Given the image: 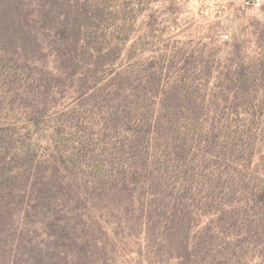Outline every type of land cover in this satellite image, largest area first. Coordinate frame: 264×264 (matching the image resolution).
Here are the masks:
<instances>
[{
	"label": "rangeland",
	"instance_id": "374dc122",
	"mask_svg": "<svg viewBox=\"0 0 264 264\" xmlns=\"http://www.w3.org/2000/svg\"><path fill=\"white\" fill-rule=\"evenodd\" d=\"M0 4L3 187L59 151L72 187H21L41 208V195L80 194L55 205L113 226L135 215L114 264H140L149 225L151 264H264V0ZM140 161V180L117 173ZM188 192L211 207L185 208Z\"/></svg>",
	"mask_w": 264,
	"mask_h": 264
},
{
	"label": "trees",
	"instance_id": "16d2710c",
	"mask_svg": "<svg viewBox=\"0 0 264 264\" xmlns=\"http://www.w3.org/2000/svg\"><path fill=\"white\" fill-rule=\"evenodd\" d=\"M25 7L23 4L20 5V9ZM16 9H19V6ZM0 10H2L1 4ZM20 32L24 38L30 35L26 31ZM24 48L23 45L21 51ZM20 57L27 58L24 50ZM64 156L66 161L61 163L59 159H63ZM139 156L129 157L127 162ZM67 158V155H62L58 151L56 156L47 160L48 166L45 163L40 164L42 167L40 176L29 175L25 178V173L20 171L14 173L12 170L11 177L16 180L12 188L3 187L1 182L3 168H0V264H114L117 253L127 249L129 238L139 235L140 232L135 231L136 229H132L128 224L123 225L124 221H134L135 215L133 214L130 216L120 214L121 218H117L113 226L112 223L104 221L103 215H97L87 209L59 208V205H55L56 202L79 199L80 194H64L55 191L53 194H45L46 197L41 195L44 200L52 202L48 206L41 208L39 205L32 204L34 192L30 193L27 189L23 191L21 187V184L28 183L29 180L33 179L35 185L50 182L51 185L57 183L63 187L73 186L68 175L74 166V161ZM5 162L0 158L1 165ZM82 165L85 164L81 163V167ZM137 165L142 168L139 169ZM129 166L132 169L121 170L117 173L130 180L138 181L143 173L148 172L141 161ZM160 169L163 170L162 166ZM98 172V181L108 178L99 170ZM155 174L156 168H151L149 175L154 176ZM187 194L185 208L189 210L194 209L195 202L204 207L213 203L208 196L204 200V197L197 200V193L188 192ZM23 200L25 201L21 203ZM191 200L193 204L190 203ZM156 214L157 210L149 204L145 211H142L141 218H145L146 225H149V220H152ZM160 215L163 214L158 216ZM150 227L151 225L148 231L145 230L146 234L148 233L145 236L147 244L138 252L140 264L144 262L151 264L160 259L158 253L161 254V250L158 251L151 246L149 234L153 231V227Z\"/></svg>",
	"mask_w": 264,
	"mask_h": 264
}]
</instances>
